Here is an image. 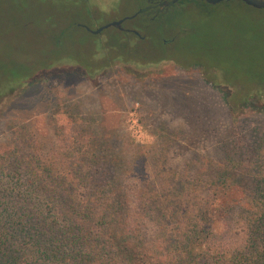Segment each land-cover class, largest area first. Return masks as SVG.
<instances>
[{
  "label": "rangeland",
  "instance_id": "rangeland-1",
  "mask_svg": "<svg viewBox=\"0 0 264 264\" xmlns=\"http://www.w3.org/2000/svg\"><path fill=\"white\" fill-rule=\"evenodd\" d=\"M142 3L0 0V97L56 67L0 103V156L21 130L57 169H68L63 157L68 151L93 154L98 171L112 164L105 167L118 172L122 201L135 206L141 189L160 188L157 168L176 175L177 182L186 176L208 182L225 158L234 156L250 169L264 163V110L257 109L264 98L250 101L233 119L226 95L235 89L223 81L237 86L239 96L264 89V10L240 0L215 6L183 0V12L163 33V39H174L172 55L165 57L156 55L152 39L133 46L115 27L96 36L81 28L96 31L129 18ZM136 22L153 38L165 25L141 18L127 26ZM97 56L118 61L95 74H80L77 64L87 62L96 70ZM170 59L200 62L223 80Z\"/></svg>",
  "mask_w": 264,
  "mask_h": 264
},
{
  "label": "trees",
  "instance_id": "trees-1",
  "mask_svg": "<svg viewBox=\"0 0 264 264\" xmlns=\"http://www.w3.org/2000/svg\"><path fill=\"white\" fill-rule=\"evenodd\" d=\"M97 57L96 70L87 62L77 64L80 74L118 61ZM175 62L221 78L200 62ZM55 69L49 66L16 84L0 103ZM223 81L235 89L226 95L233 119L250 101L264 98V89L239 96L237 86ZM23 133L0 156V264H264V163L250 169L234 156L225 158L208 182L189 176L177 182L176 175L157 168L160 188L141 189L135 206L122 201L118 172L107 170L111 163L98 171L95 155L68 151L63 156L68 169H57Z\"/></svg>",
  "mask_w": 264,
  "mask_h": 264
},
{
  "label": "flooded vegetation",
  "instance_id": "flooded-vegetation-1",
  "mask_svg": "<svg viewBox=\"0 0 264 264\" xmlns=\"http://www.w3.org/2000/svg\"><path fill=\"white\" fill-rule=\"evenodd\" d=\"M182 2L183 0L178 3H174L173 0H143V3L139 7L138 11L134 15L129 16V18H127V20L124 21L120 26H115V28L119 29L121 34H124V38H128L133 46L151 41L152 39L154 42L153 49L155 50L156 55L171 56L174 46V39H163V33L168 26H171L173 20L172 18L183 12L184 9L182 6H180ZM141 18L146 19V22H144L145 24L148 23L149 25L159 26V24L163 22L165 25H161L162 29L157 31L156 38L151 37L146 32L145 25L140 22H136L133 25L127 26L128 21L135 22L141 20ZM81 28L89 31L87 29L88 27L86 26H81ZM103 33L104 31L98 35ZM91 34L96 36L93 33ZM103 46L104 49H106L105 46L107 45L105 43H103Z\"/></svg>",
  "mask_w": 264,
  "mask_h": 264
},
{
  "label": "water",
  "instance_id": "water-1",
  "mask_svg": "<svg viewBox=\"0 0 264 264\" xmlns=\"http://www.w3.org/2000/svg\"><path fill=\"white\" fill-rule=\"evenodd\" d=\"M182 0H173L174 3H178ZM195 1V0H193ZM198 1H202V2H206L208 3L209 5H218V4H221V3H224V2H230V1H233V0H198ZM244 4H246L247 6L249 7H252L254 9H257V10H264V0H241ZM126 19H123V20H120L118 22H114V23H110L96 31H92L90 30L89 28H87L91 33L95 34V35H98L100 34L102 31L110 28V27H115V26H120L124 21H126Z\"/></svg>",
  "mask_w": 264,
  "mask_h": 264
}]
</instances>
